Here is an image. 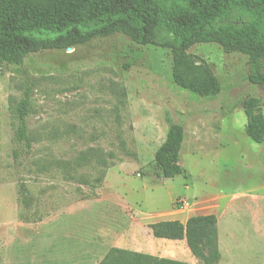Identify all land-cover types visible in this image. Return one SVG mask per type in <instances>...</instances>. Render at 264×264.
Listing matches in <instances>:
<instances>
[{
  "label": "rangeland",
  "instance_id": "obj_1",
  "mask_svg": "<svg viewBox=\"0 0 264 264\" xmlns=\"http://www.w3.org/2000/svg\"><path fill=\"white\" fill-rule=\"evenodd\" d=\"M156 41L176 40L158 29ZM189 53L218 78L215 97L172 83L168 49L122 35L0 68V264H97L110 248L201 264L148 228L198 215L216 217L217 264H264V143L245 135L242 109L258 98L264 115V85L247 80L246 56L213 43ZM25 91L30 149L13 138ZM174 124L186 177L158 180L154 154ZM87 151L107 162L101 182L94 160L74 165Z\"/></svg>",
  "mask_w": 264,
  "mask_h": 264
},
{
  "label": "trees",
  "instance_id": "obj_2",
  "mask_svg": "<svg viewBox=\"0 0 264 264\" xmlns=\"http://www.w3.org/2000/svg\"><path fill=\"white\" fill-rule=\"evenodd\" d=\"M179 1L175 5L172 2ZM234 11L246 15L241 25L228 22ZM167 29L175 42L156 41L157 30ZM122 35L142 46H159L171 55L172 83L198 97H215L221 87L208 64L189 53L198 44H216L225 54L247 58V80L264 85V0H0V68L21 65L32 54L61 51L93 40ZM29 95L16 108L17 127L14 142L31 147L26 118ZM263 104L258 98L242 103L246 118L245 135L256 144L264 143ZM184 139L183 129L171 125L154 154V177H186L179 165ZM93 153V152H92ZM18 151H13L17 157ZM94 160L102 169L107 162L102 156L82 152L74 162L82 167ZM152 237L185 241L190 254L201 264H217V220L214 215L189 217L184 223L164 220L150 224ZM97 264H186L145 253L110 248Z\"/></svg>",
  "mask_w": 264,
  "mask_h": 264
}]
</instances>
